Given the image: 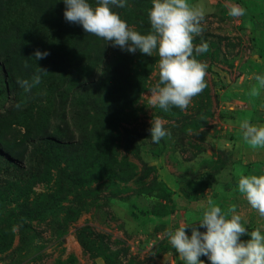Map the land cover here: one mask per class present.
<instances>
[{"label": "rangeland", "instance_id": "rangeland-1", "mask_svg": "<svg viewBox=\"0 0 264 264\" xmlns=\"http://www.w3.org/2000/svg\"><path fill=\"white\" fill-rule=\"evenodd\" d=\"M125 2L112 11L149 34L153 0ZM188 3L204 11L190 58L206 66L207 87L165 112L148 97L157 50L132 54L86 33L65 20L64 0H0V264H186L168 233L202 219L204 206L190 205L206 187L196 173L241 151L264 161L240 143L245 121L264 126V0ZM234 5L245 14L229 16ZM202 41L209 50L196 55ZM43 49L54 54L36 60ZM39 67L49 73L24 92L17 80ZM154 118L170 132L158 144ZM239 206L247 231L264 235V218Z\"/></svg>", "mask_w": 264, "mask_h": 264}, {"label": "clouds", "instance_id": "clouds-1", "mask_svg": "<svg viewBox=\"0 0 264 264\" xmlns=\"http://www.w3.org/2000/svg\"><path fill=\"white\" fill-rule=\"evenodd\" d=\"M66 9L64 18L67 22L78 23L88 34L111 42L113 47L135 54L151 56L158 51L159 81L150 90V102L158 105L165 112L175 106L181 110L188 108L193 97L206 87V66L193 56V34L202 33L201 22L204 11L201 7L190 6L188 0H153V7L148 12L151 25L149 34L142 35L131 30L112 7L124 8L125 0H97L93 7L88 0H64ZM245 10L238 5L229 9L228 15L240 17ZM209 50V44L202 41L196 46L195 53L200 55ZM50 53L36 50V60L45 59ZM27 66V64H26ZM39 73L48 74L39 67L31 81L18 79L17 84L28 93L41 82ZM257 81L264 85V77L257 76ZM252 95H257L255 88ZM17 108L20 104L16 105ZM243 139L252 148H264V126L241 124ZM153 143H159L170 132L164 128L159 118L151 121L149 129ZM238 191L244 194L250 206L264 218V175L244 176L238 181ZM221 207L211 206L203 212L198 223L181 226L168 233L169 243L183 258L186 264H204L200 259L206 256L211 264H264V235L259 229L248 232L241 223L239 215L227 218ZM198 225V227H197ZM191 229V237L186 234ZM205 228V232L199 229ZM249 235V241L241 237Z\"/></svg>", "mask_w": 264, "mask_h": 264}, {"label": "crops", "instance_id": "crops-1", "mask_svg": "<svg viewBox=\"0 0 264 264\" xmlns=\"http://www.w3.org/2000/svg\"><path fill=\"white\" fill-rule=\"evenodd\" d=\"M213 1L218 0H211L212 3ZM240 143L244 150L249 149L250 146L245 140ZM251 150L258 153L263 151L264 148H252ZM240 153L242 155L231 156L227 161L221 163V168L217 172L210 173L207 169L202 173H196L203 178L206 187L201 197L193 201L190 204L191 206L193 204L197 205V207L203 205L202 212L208 210L211 206H218L221 207L222 212L228 214L227 218L230 219L232 214L239 215L241 218V207L239 205L246 198L244 194L238 191L239 178L241 175L251 176L254 174L258 177L264 175V161L254 160V157H251V160L246 156L244 157L242 151Z\"/></svg>", "mask_w": 264, "mask_h": 264}, {"label": "trees", "instance_id": "trees-1", "mask_svg": "<svg viewBox=\"0 0 264 264\" xmlns=\"http://www.w3.org/2000/svg\"><path fill=\"white\" fill-rule=\"evenodd\" d=\"M48 43V42H47ZM44 50H46L48 53H50V54H54V51L53 50H51V49H43V52H44ZM49 54V55H50ZM51 56V55H50ZM1 154H4L2 151H1Z\"/></svg>", "mask_w": 264, "mask_h": 264}]
</instances>
